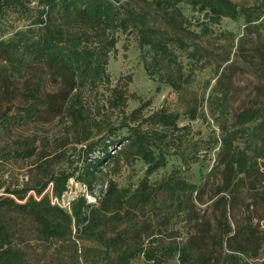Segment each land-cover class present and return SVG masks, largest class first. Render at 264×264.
Wrapping results in <instances>:
<instances>
[{"label":"trees","instance_id":"trees-1","mask_svg":"<svg viewBox=\"0 0 264 264\" xmlns=\"http://www.w3.org/2000/svg\"><path fill=\"white\" fill-rule=\"evenodd\" d=\"M131 1L137 5L138 2L143 3V7H133L129 3ZM15 2L22 5L21 0H0V13L3 6ZM118 2L37 0L33 20L35 27L28 29L30 36L18 37L26 31L18 30L14 32V38L0 39V75L8 79L21 68L34 64L40 66L41 70L45 68L46 75L59 80L61 87L55 95L47 91H42L44 95H41V90L35 89L29 95L31 103L19 112L6 115V110L2 113L1 124L6 128L28 124L38 118L43 110L58 114L61 107L56 98L65 101L76 87L86 82L92 83L104 75L106 53L115 41L109 30L112 27L111 30H135L138 47L147 46L152 52L154 65L158 67L156 71H151L144 62L147 75L155 74L156 82L168 84L183 100L190 75L184 71L183 64L176 60L172 45L185 50L187 43L178 33L170 35L164 31V28L183 30V24L188 22L178 4L183 2L192 10L203 12L210 22H217L221 17L234 19L239 14L233 0H127L126 6H119ZM245 20L253 21L249 14ZM75 28H83L81 34L84 38L73 32ZM87 32L107 42V48L101 52L102 58L96 57L92 50L79 47L81 38L87 39ZM259 50L257 58L251 62L263 84L250 106H233L236 96L231 64H224L215 71L208 100L212 98L216 116L222 120L230 116L231 124L227 126L223 121L217 123L219 134L213 138V145L217 144V149L213 163L203 178L198 183L166 178L158 184L173 193L177 202L181 200L180 195L185 194L192 204L193 199L201 201L209 177L220 173L210 197L217 196L213 203L221 206V220L217 223L221 234L210 233L209 223L196 215L185 217V222L191 224V231L185 239L176 241L173 229H170L169 235L171 242L167 257L175 256L179 264H250L242 261L239 255L245 254L252 245L255 253L260 249L261 237L254 231L252 218L246 219L241 230L232 231L226 220L228 205L233 198L232 191L238 186L249 191L250 198L264 207V44ZM19 51L14 65L11 55ZM189 52L195 56L197 50L191 49L187 54ZM116 98L121 105L125 104L122 92L118 91ZM193 99L195 101L196 97ZM147 103L142 102L128 115L123 114L131 124L126 121L123 124L125 135L115 142H109L112 152L107 150V144H103L101 155L81 168L68 165L50 169L35 182L26 179L18 187H3L0 193V264H50V259L56 264H133L132 260L137 256L148 264H162L152 243L159 223H168V219L162 217L161 221L151 224L149 205L154 204L155 189L149 187L147 175L162 167L168 154H178L184 159L185 154L167 138L168 132L179 133L184 125L177 124L179 112L164 107L141 114ZM196 112L197 106L189 104L182 111L188 119H194ZM238 138L242 139L241 147L235 143ZM77 142L83 144L86 152L95 144L87 135ZM33 150L31 145L13 153L25 158L31 156ZM195 150L191 152L193 161L196 160ZM120 159L125 162L139 159L145 165V176L134 187H120L113 179H107L95 203L87 202L82 195L72 198L67 208L51 201V197L59 198L65 191L68 178L90 189L95 172H101L95 167L103 162L117 163ZM209 239L213 246L216 242L220 247L222 243L226 246L227 251L220 262L213 255V249H206ZM31 242L38 243L42 253L28 251Z\"/></svg>","mask_w":264,"mask_h":264},{"label":"rangeland","instance_id":"rangeland-1","mask_svg":"<svg viewBox=\"0 0 264 264\" xmlns=\"http://www.w3.org/2000/svg\"><path fill=\"white\" fill-rule=\"evenodd\" d=\"M36 2L37 0H21L22 5L15 2L3 6V11L0 13V39L14 38V32L18 30H26L18 37L30 36L31 31L28 29L35 27L33 20L36 14ZM233 2L239 10L238 16L234 19L221 17L217 22L208 21L203 12L192 10L188 4L182 2L178 5L188 21L183 24L184 29L176 31L164 28V31L166 30L170 35L178 33L187 43L185 50L172 45L176 60L183 64L184 71L189 72L190 75L183 100L178 98V94L168 84L156 82L155 74L147 75L143 68L144 62L151 71H156L158 67L154 65L151 59L152 52L148 47H138L135 30L128 28L121 31L110 28V34L115 41L111 48L108 47L106 53L104 75L94 79L92 83L79 85L71 91L65 101L54 96L61 107L58 114L43 110L38 118L28 124H15L10 128L0 123V193L6 185L11 188L18 187L26 179L35 182L50 169L68 165L81 168L83 164L91 163L101 155L103 144H107V150L112 152L109 142H115L125 135L126 128L123 124L126 121L131 124L123 114L128 115L137 105L148 101L142 108L141 114L145 115L159 107H164L179 112L177 124L184 125V129L179 133L168 132L167 136L170 142L175 143V147L178 146V149L185 154L184 159L182 160L178 154H168L165 164L147 175L149 187L155 189L154 204L149 205L151 224L161 221L162 217L168 219V223L158 225L156 238L152 243L155 252L163 261L162 264H179L175 256L167 257L171 242L169 235H171L170 229H173L176 241L181 242L185 239L186 234L191 231V224L185 222V217L196 215L209 223L210 233L221 234L222 230L217 225L218 220H221V206L213 203L217 196L210 197L220 173L209 177L201 201L193 199L192 204L185 194H181V200L177 202L173 193L158 184L166 178L198 183L213 163L217 149V144L213 145V138H217L219 134L217 123L223 121L227 126L231 124L230 116L223 120L216 116L214 102L212 98L211 101L208 100L215 71L219 70L220 66L231 64L233 69L236 96L234 107L252 105L258 95L259 87L263 84L251 61L257 58L259 49H262L264 44V0H233ZM129 3L133 7H143L141 2H138V5L133 1ZM117 4L126 6L128 2L119 0ZM247 14L252 17V22L245 20ZM82 31L83 28L73 30L78 37H83ZM87 33V39L81 38L79 47L92 50L96 53V57L102 58L101 52L105 47L107 48V42H104L102 37L98 38L90 32ZM194 48L197 50L195 56L190 52L187 54ZM16 53L11 55V63L14 65L20 51ZM6 65L9 66L8 63ZM39 67L32 64L29 68H21L8 79L0 75V117H3L2 113L6 110L8 111L6 115H12L30 104L29 95L37 88L41 90V95H44V91L55 95L60 89L61 82L50 79L46 75L45 68L41 70L42 68ZM112 89H116L114 93L111 92ZM118 91L125 96L124 105H121L116 98ZM193 97H196L195 101ZM201 99L202 102L199 103ZM186 104L197 106V116L194 119H188L182 113ZM84 135L95 142L87 152L83 144L77 142ZM241 141L242 139L238 138L235 143L241 147ZM31 145L34 150L29 157L22 158L13 153L14 150ZM208 146L211 148L207 149ZM194 149H196L194 151L196 160L193 161L191 152ZM95 169H101V172H95L90 189L85 188L75 179L68 178L65 191L59 198L51 197V201L67 208L72 198L82 195L87 202L95 203L107 179H113L120 187H134L145 176V165L139 159H130L127 162L120 159L117 163L103 162ZM262 183L264 184V180ZM232 194L233 198L229 202L226 214L230 231L241 230L246 219L250 217L254 231L261 237V246L256 253L252 245L239 257L250 264H264V207L255 203L250 198L249 191L241 186L234 189ZM182 207H186L188 211ZM214 245L209 239L206 249L210 251L213 249V255H216L220 262L223 253L227 251L226 246L222 243L220 247L217 242ZM33 250L42 253V247L35 242H31L28 246V251ZM38 256L41 257V254ZM49 262L56 264L51 259ZM132 263L148 264L140 256L133 258Z\"/></svg>","mask_w":264,"mask_h":264}]
</instances>
